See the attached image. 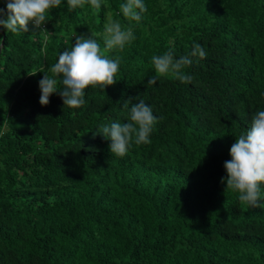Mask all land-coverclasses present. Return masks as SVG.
<instances>
[{
	"label": "trees",
	"instance_id": "obj_1",
	"mask_svg": "<svg viewBox=\"0 0 264 264\" xmlns=\"http://www.w3.org/2000/svg\"><path fill=\"white\" fill-rule=\"evenodd\" d=\"M125 2L61 0L47 31L0 28V264H264V208L221 183L264 110V0H143L135 40L108 54L120 58L117 83L86 89L79 109L58 93L42 106L43 74L75 35L95 33L103 49L109 18L126 29ZM194 44L207 55L192 58L191 83L148 84L153 55ZM138 96L157 117L150 143L111 155L101 130L126 123L123 103Z\"/></svg>",
	"mask_w": 264,
	"mask_h": 264
},
{
	"label": "clouds",
	"instance_id": "obj_2",
	"mask_svg": "<svg viewBox=\"0 0 264 264\" xmlns=\"http://www.w3.org/2000/svg\"><path fill=\"white\" fill-rule=\"evenodd\" d=\"M70 9L83 8L88 5L93 10L101 8V0H67ZM61 0H6V10L0 8V28L7 33H27L29 25L40 31H47L42 26L47 23L50 10L59 8ZM147 11L143 0H126L120 5V12L129 21L125 29L118 20L108 19L104 24L103 49L96 35L89 38L74 36L75 44L70 49L59 54L58 62L43 74L39 82L41 91L40 104L47 106L49 97L58 93L64 107L79 109L85 104V90L105 89L114 86L120 71V58H110L114 51H123L126 45L135 40L131 22H139ZM6 17V18H5ZM207 53L200 44H194L189 55L176 58L175 51L169 48L161 55L151 57V65L155 75L149 80V85H155L162 77L171 76L181 83H191L192 76L188 69L193 64V57L204 59ZM58 85L60 86L58 90ZM123 103V108L129 110L126 123L114 122L101 130L104 138L109 140L111 155L123 157L127 154L132 142L136 145L150 143V135L157 117L152 108L143 100L136 98ZM231 159L226 161L224 168L227 173L225 191L238 193L241 204L251 208L262 207V185H264V110H258L251 118V126L236 138L230 148Z\"/></svg>",
	"mask_w": 264,
	"mask_h": 264
},
{
	"label": "rangeland",
	"instance_id": "obj_3",
	"mask_svg": "<svg viewBox=\"0 0 264 264\" xmlns=\"http://www.w3.org/2000/svg\"><path fill=\"white\" fill-rule=\"evenodd\" d=\"M1 4H2V3L0 2V8H2Z\"/></svg>",
	"mask_w": 264,
	"mask_h": 264
}]
</instances>
